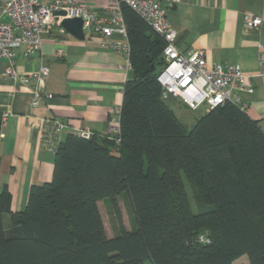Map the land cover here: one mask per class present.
<instances>
[{"label":"trees","instance_id":"obj_1","mask_svg":"<svg viewBox=\"0 0 264 264\" xmlns=\"http://www.w3.org/2000/svg\"><path fill=\"white\" fill-rule=\"evenodd\" d=\"M121 10L131 75L119 142L66 134L51 180L31 185L7 226L10 194L0 191V264H233L242 255L264 264V131L232 104L203 112L186 129L153 73L165 63L164 39L129 6ZM122 192L130 230L117 204ZM98 201L115 217L117 234L107 236Z\"/></svg>","mask_w":264,"mask_h":264},{"label":"crops","instance_id":"obj_2","mask_svg":"<svg viewBox=\"0 0 264 264\" xmlns=\"http://www.w3.org/2000/svg\"><path fill=\"white\" fill-rule=\"evenodd\" d=\"M81 1L101 14L109 6L108 0ZM246 13L259 15L261 24L247 27ZM167 16L176 30L173 43L177 48L202 50L207 66H240L253 88L252 93L240 92L245 113L264 131V73L258 63L259 56H264V0H175ZM60 27L48 28L34 54L24 56L21 49L16 51L15 82L4 77L6 64L0 58V113L8 112L5 119L0 118V191L5 187L10 194L9 212L3 218L6 226L10 216L24 209L31 185L52 178L54 153L44 145L46 124L40 122H62L59 141L81 129L96 136L106 134L115 110L121 108L124 84L131 75V69L120 67L122 56L103 45L99 34L83 30L80 40L61 32ZM40 66H47L48 75L43 98L34 107L30 104L33 83H23L21 77ZM237 262L249 264L246 255L233 264Z\"/></svg>","mask_w":264,"mask_h":264},{"label":"built area","instance_id":"obj_3","mask_svg":"<svg viewBox=\"0 0 264 264\" xmlns=\"http://www.w3.org/2000/svg\"><path fill=\"white\" fill-rule=\"evenodd\" d=\"M108 1L109 6L105 13L101 14L86 6L81 0H0V58L5 60L6 64L4 77L15 82L16 51L21 49L24 56L37 52L41 47L43 34L51 25H59L54 16L56 11L64 12L59 19L79 18L84 31L99 34L103 39V45L122 56L124 63L121 68L131 69L130 46L121 10L122 4H125L165 41L162 50L165 63L156 76L161 86L162 99L174 97L193 110L202 107L204 112L224 104H232L245 111L246 105L240 99V92L252 93L253 88L239 65L224 66L216 63L207 66L202 50L182 51L174 45L176 30L168 19L167 10L175 0ZM261 22L259 15L244 14V23L249 28L258 27ZM63 31L61 28V32ZM258 63L260 73H264L263 55L259 56ZM47 75V66H40L31 75L21 77L23 83H33L30 104L34 107L43 98ZM120 110L121 108L115 110L106 132L115 143L119 142ZM7 114V111L0 113V118L5 119ZM40 123L50 127V132L44 128V145L48 151L54 153L59 142L57 134L64 124L48 120H42ZM76 132L84 138L92 136L87 130L81 129Z\"/></svg>","mask_w":264,"mask_h":264},{"label":"rangeland","instance_id":"obj_4","mask_svg":"<svg viewBox=\"0 0 264 264\" xmlns=\"http://www.w3.org/2000/svg\"><path fill=\"white\" fill-rule=\"evenodd\" d=\"M166 101L169 107L178 113L179 118L181 119V122L183 123L186 129H190L195 123L196 119L204 112V109L202 107L193 110L190 107H188L185 103L181 102V100L179 101V99L177 98L168 97ZM183 182L186 193L189 198L191 209L193 212H198L199 211L198 208L200 206L198 205L197 197H195V191L193 187L185 179H183ZM117 204L120 211V217L123 226L125 227V229L128 230L132 229L134 223H133L130 200L128 195L124 192L120 193V195L117 197ZM98 206L107 236H112L117 234L118 230H117L116 220L115 217L110 213L109 207L103 201H99ZM207 207L208 206L205 205V208ZM236 264H248V263L237 262Z\"/></svg>","mask_w":264,"mask_h":264},{"label":"water","instance_id":"obj_5","mask_svg":"<svg viewBox=\"0 0 264 264\" xmlns=\"http://www.w3.org/2000/svg\"><path fill=\"white\" fill-rule=\"evenodd\" d=\"M62 15H64L63 11L54 12L55 20L59 22V25L73 37L80 40L84 39L82 21L79 18L63 17L59 19V16ZM153 73L154 75H158V70H154Z\"/></svg>","mask_w":264,"mask_h":264}]
</instances>
